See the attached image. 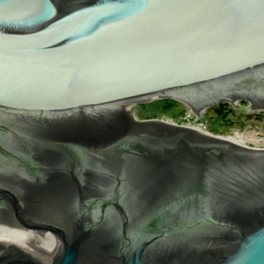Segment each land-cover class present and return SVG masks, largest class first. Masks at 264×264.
<instances>
[{"label": "water", "instance_id": "water-1", "mask_svg": "<svg viewBox=\"0 0 264 264\" xmlns=\"http://www.w3.org/2000/svg\"><path fill=\"white\" fill-rule=\"evenodd\" d=\"M160 99L264 106V0H0V223L53 262L0 264H264V149Z\"/></svg>", "mask_w": 264, "mask_h": 264}, {"label": "rangeland", "instance_id": "rangeland-1", "mask_svg": "<svg viewBox=\"0 0 264 264\" xmlns=\"http://www.w3.org/2000/svg\"><path fill=\"white\" fill-rule=\"evenodd\" d=\"M137 105L148 109L158 107L175 118V122L200 125L215 135L254 137V141H247L248 145L264 148V110H252L250 105L220 103L208 107L203 119H196L183 103L168 99Z\"/></svg>", "mask_w": 264, "mask_h": 264}, {"label": "bare ground", "instance_id": "bare-ground-1", "mask_svg": "<svg viewBox=\"0 0 264 264\" xmlns=\"http://www.w3.org/2000/svg\"><path fill=\"white\" fill-rule=\"evenodd\" d=\"M168 100L175 101L173 99H168ZM179 103H181V102H179ZM186 107H188V106H186ZM250 107L252 110H258V111L264 110V106H252V105H250ZM206 109H205V113H206ZM189 111H190V113H192L194 115V110H189ZM195 116H196V119L205 118L204 117L205 115H195ZM175 125H178L180 127H183V126L188 127L190 129H192L193 131H195L199 135H209L210 136L211 134H213V133L209 132L206 128H203L200 125H193V124H186L185 125V124H181L178 122H175ZM219 136H220V138H222L226 141H229L231 143L237 144L239 146H244V147H250L248 145L247 141H250V142L254 141V137H251L250 139H248L247 137L243 138L239 135L238 136L219 135ZM252 148H255V147H252ZM255 149H264V148L257 147ZM0 238L14 242V247H16L18 249L25 250V252H27L28 254H31L35 258H38L42 262H51L48 260L43 249H37V243L26 241V235H17V229H15V228H12V227H9L7 225L0 223ZM51 263H53V262H51Z\"/></svg>", "mask_w": 264, "mask_h": 264}, {"label": "trees", "instance_id": "trees-1", "mask_svg": "<svg viewBox=\"0 0 264 264\" xmlns=\"http://www.w3.org/2000/svg\"><path fill=\"white\" fill-rule=\"evenodd\" d=\"M169 103H172V102H169Z\"/></svg>", "mask_w": 264, "mask_h": 264}]
</instances>
